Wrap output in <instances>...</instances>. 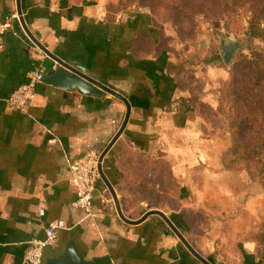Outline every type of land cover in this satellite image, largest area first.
I'll return each mask as SVG.
<instances>
[{
    "label": "crops",
    "instance_id": "0c3cea01",
    "mask_svg": "<svg viewBox=\"0 0 264 264\" xmlns=\"http://www.w3.org/2000/svg\"><path fill=\"white\" fill-rule=\"evenodd\" d=\"M122 4L0 0V26L6 28L0 51V264H26L29 243L43 240L53 222L64 229L56 245L45 250V260L60 256L73 241L89 264H203L160 215L145 217L153 211L161 212L211 264H263L254 242L215 245L216 232H199L201 237L191 232L205 222L200 216L191 220L200 215L191 202L197 189L194 171L208 163L209 155L225 154L231 146L221 151L204 137L205 120L196 115L190 86L180 84V74L163 70V61H186L169 46L159 47L166 41L152 31L150 12L137 7L118 11ZM143 13L150 29L128 30ZM22 21L52 56L80 64L130 105L124 131L103 159L106 182L100 179L96 185L90 217L74 207L70 169L90 152L105 151L124 124L127 106L110 93L92 98L41 84L24 112L12 110L7 99L32 71L46 73L58 66L30 39ZM146 31L151 38L138 37ZM219 164L224 174L235 172L226 170L222 160ZM205 170L210 176L200 186L219 187L221 175Z\"/></svg>",
    "mask_w": 264,
    "mask_h": 264
},
{
    "label": "rangeland",
    "instance_id": "374dc122",
    "mask_svg": "<svg viewBox=\"0 0 264 264\" xmlns=\"http://www.w3.org/2000/svg\"><path fill=\"white\" fill-rule=\"evenodd\" d=\"M124 2L125 0H123ZM240 14V25L243 29L239 31L234 30L235 32L228 33L224 29L223 21L217 22L215 27L204 16H197L194 19L195 37L192 40L180 43L169 26L165 27L161 37L165 38L164 42L166 41V43L164 45L169 46L168 48L174 51L176 57L186 61L183 73L178 77L184 82H180V84L190 86L191 101H194L193 107L196 109V115L204 119L207 118L205 124L201 126L202 133L206 139L217 144L221 151L227 144L231 146L228 128L223 117L218 115L223 84L229 82L236 67L237 58L241 54L249 55L250 49L264 52V44L248 40L249 37L245 34L248 15L245 11H241ZM139 15L141 16H136L135 20L137 24H133L136 27L128 28L134 33L135 31L150 29L144 19L146 14ZM147 18L149 19V16ZM155 35L156 38L159 37L157 33ZM222 41L226 42L227 45L237 44L240 46L230 65H226L221 57ZM185 81L190 84L187 85ZM223 155V153L209 155L208 163L194 171L197 189L191 197V202L193 201L200 208L196 211L200 213L201 219L199 218V221L203 222L202 218L204 217L205 222L201 226L199 223L196 224L197 227L195 226L191 232L194 233V236L200 234V237L202 233L199 232H206L207 230L216 232L215 238L218 239L217 242L215 241V245L232 246L238 240L251 241L256 245L255 254L264 255V188L259 183L252 181L245 171H235L230 175L224 174L219 164ZM204 156L203 154L202 157L204 158ZM208 168L210 171L213 170V173L221 175L219 187L200 186L202 178L210 176L205 170ZM217 190L220 196H216L214 193ZM234 196L237 199H234ZM218 197L221 198L219 203L216 201ZM236 230L241 233L234 236L233 232ZM214 240L210 239L208 244L213 245Z\"/></svg>",
    "mask_w": 264,
    "mask_h": 264
},
{
    "label": "trees",
    "instance_id": "16d2710c",
    "mask_svg": "<svg viewBox=\"0 0 264 264\" xmlns=\"http://www.w3.org/2000/svg\"><path fill=\"white\" fill-rule=\"evenodd\" d=\"M134 7L150 12L151 29L158 32V38L163 36L165 27L169 26L180 43L195 37L194 19L197 16H204L214 25L223 21L224 29L231 33L243 29L240 12L245 11L248 15L245 31L248 40L264 44V0H125L118 11ZM138 37L151 38V31L138 33ZM159 47L167 49L164 44ZM163 62V70L176 75L183 73V62L177 65L168 60ZM218 115L223 117L231 137V147L222 158L224 168L228 171H245L252 181L264 188L262 50L250 49L249 55L241 54L237 58L229 82L223 84ZM197 217L199 215H193L191 220ZM257 257L264 264V255ZM209 261L214 263L211 258Z\"/></svg>",
    "mask_w": 264,
    "mask_h": 264
},
{
    "label": "water",
    "instance_id": "95a60500",
    "mask_svg": "<svg viewBox=\"0 0 264 264\" xmlns=\"http://www.w3.org/2000/svg\"><path fill=\"white\" fill-rule=\"evenodd\" d=\"M22 26L25 30V32L28 34L31 40L41 49L45 54H47L49 57H51L57 64L58 66L56 68H53L49 71H47L44 76L42 83L51 86L66 92L69 91H77L80 95L86 96V97H92V98H102L106 93H110L116 98L122 100L126 106H127V113H126V118L124 121L123 126L121 127L120 131L116 135V137L113 139V141L109 144V146L105 149L103 152L101 158H100V163H102L103 158L109 151V149L112 147L116 139L122 134L124 131L129 117H130V105L128 101L123 98L120 94L104 87L102 84L97 82L93 77H91L87 71L86 68L81 66L80 64L73 63V64H66L62 62L61 60L55 58L44 48L36 39L35 35L38 37L39 34H31L30 31L27 29L26 25L22 21ZM240 49V46L237 44H231L227 45L226 42L222 41L221 42V49H220V54L225 62L226 65H230L235 58L236 53ZM99 174L101 179L106 182V178L103 174L102 171V165L99 164L98 166ZM153 215L157 214L160 215L166 222L167 224L172 228L174 232L177 233L178 237L180 240L184 243V245L189 249V251L203 264H211L208 262L206 259L202 258L200 255H198L186 242V240L174 229V227L171 225V223L164 217V215L161 212L158 211H153L149 212L145 217L148 215ZM120 217L122 218L123 221L130 223L121 213ZM144 220V219H143ZM141 220V221H143ZM132 223V222H131ZM133 224V223H132ZM45 264H89L86 262L81 256H79L78 252L76 251V248L74 246V242L70 241V243L66 246L64 252L55 258H48L45 260Z\"/></svg>",
    "mask_w": 264,
    "mask_h": 264
},
{
    "label": "built area",
    "instance_id": "2783aa9c",
    "mask_svg": "<svg viewBox=\"0 0 264 264\" xmlns=\"http://www.w3.org/2000/svg\"><path fill=\"white\" fill-rule=\"evenodd\" d=\"M6 31L0 26V51L3 48L2 37ZM45 72L37 68L27 78V82L20 85L7 99L8 106L17 112H24L29 102L34 100L37 87L42 83ZM103 153L90 152L82 162L71 166V182L76 188V200L74 207L82 210L86 217L91 216L93 195L98 181L101 179L98 166ZM104 159V158H103ZM64 229L61 222H53L45 232L43 240H34L29 243L26 254V264H44L45 250L56 245L58 231Z\"/></svg>",
    "mask_w": 264,
    "mask_h": 264
}]
</instances>
